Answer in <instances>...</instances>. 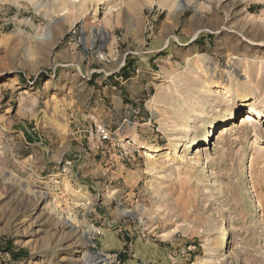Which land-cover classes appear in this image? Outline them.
Instances as JSON below:
<instances>
[{"label": "rangeland", "instance_id": "obj_1", "mask_svg": "<svg viewBox=\"0 0 264 264\" xmlns=\"http://www.w3.org/2000/svg\"><path fill=\"white\" fill-rule=\"evenodd\" d=\"M96 253L264 264V0H0V264Z\"/></svg>", "mask_w": 264, "mask_h": 264}, {"label": "bare ground", "instance_id": "obj_2", "mask_svg": "<svg viewBox=\"0 0 264 264\" xmlns=\"http://www.w3.org/2000/svg\"><path fill=\"white\" fill-rule=\"evenodd\" d=\"M247 120H254V118L251 116V114H247ZM246 121V120H245ZM67 226H71L68 222H66ZM103 260L102 255L99 253L94 254L91 258H87L86 263L87 264H98Z\"/></svg>", "mask_w": 264, "mask_h": 264}, {"label": "built area", "instance_id": "obj_3", "mask_svg": "<svg viewBox=\"0 0 264 264\" xmlns=\"http://www.w3.org/2000/svg\"><path fill=\"white\" fill-rule=\"evenodd\" d=\"M97 133H98V139L101 142L107 141L111 137L110 132L103 126L97 128Z\"/></svg>", "mask_w": 264, "mask_h": 264}, {"label": "trees", "instance_id": "obj_4", "mask_svg": "<svg viewBox=\"0 0 264 264\" xmlns=\"http://www.w3.org/2000/svg\"><path fill=\"white\" fill-rule=\"evenodd\" d=\"M15 256H16V254H15Z\"/></svg>", "mask_w": 264, "mask_h": 264}]
</instances>
